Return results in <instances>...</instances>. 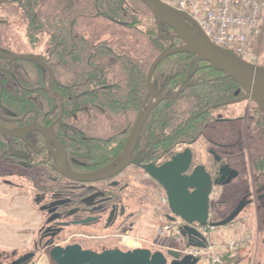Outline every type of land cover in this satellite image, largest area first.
<instances>
[{"label":"trees","instance_id":"obj_1","mask_svg":"<svg viewBox=\"0 0 264 264\" xmlns=\"http://www.w3.org/2000/svg\"><path fill=\"white\" fill-rule=\"evenodd\" d=\"M15 19L24 38H15ZM184 44L142 0H4L0 50L36 54L44 63L0 56V123L5 128L54 123L69 164H111L142 109L153 102L152 86L164 98L150 111L136 140L135 152L151 150L144 161L160 164L188 147L198 153L215 142L230 144L231 123L219 115L245 102L239 80L206 59H196L189 49L172 51L153 68L161 54ZM40 135L0 134V162L16 161L14 152L31 138L40 145L32 153L35 162L52 164L54 156ZM50 170L40 167L30 180L39 182ZM213 220L219 221L216 216ZM246 251L227 252L224 260L239 264ZM4 252L0 249V264H11Z\"/></svg>","mask_w":264,"mask_h":264},{"label":"flooded vegetation","instance_id":"obj_2","mask_svg":"<svg viewBox=\"0 0 264 264\" xmlns=\"http://www.w3.org/2000/svg\"><path fill=\"white\" fill-rule=\"evenodd\" d=\"M149 96L151 95L149 94ZM151 97L154 98V102L155 97ZM244 100L245 102L243 101L225 114L219 115L222 120L231 123V132L233 131L231 134L234 135V138L230 144L215 142L216 144L205 145L198 149V153L188 147L160 164L144 161L145 157L151 154V150L135 152L133 149L132 157L143 153L145 155H142L136 162L126 164L118 172H114L112 169L120 165L125 155L124 149L111 164H69L67 151L53 130L54 123L50 125L30 123L19 128H5L0 123L1 127L6 130H18L29 125H40L49 128L56 139L48 137L43 131L37 129L28 130L18 136L4 134L0 131V134L13 138H25L30 132L38 131L42 134L40 135L42 142H45L54 156L52 164L36 163L32 153L39 151L40 145L37 140L30 138L23 144L24 147L18 148L17 152H14L16 161L12 163L0 162V184L15 190L18 195L27 197L31 208L40 216L39 226L33 232L31 246L21 255L14 256L16 254L14 252L9 258L16 260L26 254L34 253L35 255L28 263L32 264L42 253H47L51 257V249L58 245L65 247L79 244L84 249L96 251L121 248L118 246L120 244H125L129 248L135 246L137 243L127 240L131 237L126 236V233H137V229L141 227L138 216L143 211L151 210L156 214L158 220L160 218V220L164 221L165 219L168 222H173L180 217L173 213L166 189L146 170V166L151 163L160 166L188 149L192 152V159L191 165L184 175L191 176L197 166H202L210 178V183L206 184L204 188L207 192L210 187L208 223L201 225L196 222L193 226L198 230L200 227H205L208 232H211V227H215V230H219L220 226L228 228L245 213L244 216H248L249 220L252 218V223H255L260 231H263L264 121L261 122V116L264 117V111L254 100ZM11 149L14 148L11 147ZM63 160L66 164H59V161ZM61 165H66L70 171L83 176H90L109 168L111 170L110 174L103 178L84 181L73 179L64 174L59 170ZM40 167H49L51 170L48 174L43 172V179L40 178L39 182L30 180V173L38 172ZM234 174L236 175L233 176ZM7 176L15 177V182ZM190 190L193 191L192 188ZM232 214L235 215V219L225 225H217L218 222ZM215 216L219 221L213 220ZM239 222L241 221L239 220ZM239 222L235 224L240 225ZM185 225L186 222L182 219L183 234ZM133 239L136 240V238ZM184 239L185 243L193 245L185 234ZM125 240L127 241L125 242ZM179 243L181 244V242ZM137 247L144 246L139 244ZM145 248H149V246ZM177 250L181 256H184L181 249Z\"/></svg>","mask_w":264,"mask_h":264},{"label":"water","instance_id":"obj_3","mask_svg":"<svg viewBox=\"0 0 264 264\" xmlns=\"http://www.w3.org/2000/svg\"><path fill=\"white\" fill-rule=\"evenodd\" d=\"M142 1L154 12L160 23H166L171 26L185 41L183 46L161 54L155 61L153 68L158 61L172 51L189 49L197 54L196 59H206L239 80L246 90V95L243 99L254 100L259 108L264 111V66L251 63L233 52L214 44L199 26L190 22L191 18L188 14L173 8L163 0ZM3 2L4 0H0V8ZM0 56L10 59H32L44 63L38 55L30 53L17 54L0 51ZM153 68L149 75V85ZM150 95L155 97V101L150 106L145 107L136 120L124 148L125 155L120 165L112 169L114 172L120 171L126 164L136 162L142 155H145V153H143L132 157L131 154L145 119L148 117L150 111L164 98L160 93L154 91L152 86H150ZM33 129L43 131L48 137L50 136L56 140L54 133L49 128L40 125H29L26 128L18 130H6L0 125V131L2 133L13 136H18L23 132ZM56 143L59 145L58 142ZM59 148L62 150L60 146ZM191 159L192 152L188 149L160 166L151 163L146 166V170L166 189L168 202L173 213L180 216L186 222L184 234L188 236L190 243L205 247L204 235L196 229L193 224L197 222L201 225H206L208 223V195L210 187L207 192L204 188L206 184L210 183V178L209 174L202 166H197L191 176L184 175L191 165ZM59 164H66V162L65 160L62 162L59 161ZM59 170L73 179L90 181L109 175L111 169L109 168L90 176L76 174L70 171L66 165H61ZM235 175L236 174L233 176ZM191 188L193 191L190 190ZM234 218L235 215L232 214L227 219L218 222L217 225H225ZM34 255V253L26 254L14 260L11 264H28ZM50 255L56 264L199 263L198 257L191 254L181 256V253L176 249H169L167 252H164L161 250L152 251L150 248L145 247H130L127 250L115 247L103 251H96L84 249L79 244H71L65 247L58 245L51 249Z\"/></svg>","mask_w":264,"mask_h":264},{"label":"built area","instance_id":"obj_4","mask_svg":"<svg viewBox=\"0 0 264 264\" xmlns=\"http://www.w3.org/2000/svg\"><path fill=\"white\" fill-rule=\"evenodd\" d=\"M173 8L188 14L190 22L199 26L208 38L216 45L225 48L241 58L264 65V56L255 49L262 35L264 25V0H163ZM182 219L165 224L159 232L163 237L167 234L181 242L183 255L191 254L207 264H229L224 260L227 252L237 253L252 240L251 233L243 237L229 235L216 237L215 227L211 232L200 227L206 237V246L188 245L185 243ZM226 229V227H225ZM224 229V230H225Z\"/></svg>","mask_w":264,"mask_h":264},{"label":"rangeland","instance_id":"obj_5","mask_svg":"<svg viewBox=\"0 0 264 264\" xmlns=\"http://www.w3.org/2000/svg\"><path fill=\"white\" fill-rule=\"evenodd\" d=\"M14 25V34L15 38H24V30L22 26L15 19L13 21ZM18 52H26L25 47H15ZM255 49L264 56V25L262 30V35L260 40L255 45ZM10 180L15 182V177L7 176ZM7 186L0 184V249L6 251L3 255L9 256L13 255L14 252L17 255H21L27 249L22 248V243L26 237L25 234L16 232L17 230H22L27 227L28 223L25 217H27L26 211L20 206V203L17 200L8 199V194L6 193ZM19 205V208L17 207ZM10 210H15V213L10 212ZM159 210V209H158ZM243 213L239 218H237L234 223L230 224L228 228L219 227V230L216 231V237H224V232L227 231L229 235H234L236 237H243L246 231L252 233V240L246 244V259L242 260L239 264H264V230L260 231L255 223H252V218L244 216ZM138 220L141 224L140 229H137V233H126L127 240L136 242L137 244L132 247H137L139 244L144 247L152 249V251L161 250L167 252L169 249H182L183 247L173 236L169 234L166 236L160 237L158 234L160 229L168 223L164 219L158 220L156 214L153 211H143L139 216ZM239 220L241 222H239ZM239 222L240 225L235 223ZM223 228V229H222ZM225 229V230H224ZM130 234V235H129ZM136 238L134 240L133 238ZM125 240V242L127 241ZM123 249L129 248L125 244L118 245ZM5 257V256H2ZM10 259V258H9ZM11 263L14 262L13 259H10ZM9 262V261H6ZM5 264V263H4ZM198 264H207V262H199Z\"/></svg>","mask_w":264,"mask_h":264},{"label":"crops","instance_id":"obj_6","mask_svg":"<svg viewBox=\"0 0 264 264\" xmlns=\"http://www.w3.org/2000/svg\"><path fill=\"white\" fill-rule=\"evenodd\" d=\"M6 193L8 194V199L17 200L20 203V206L26 211L27 213V227L22 230H17L18 233L25 234V240L22 243L23 249H28L31 246L33 240V232L38 228L40 223V216L31 208L30 203L28 202V198L22 195H18L15 190H12L9 187H5ZM19 208V205L17 204ZM10 212L15 213V210H10ZM1 233V227H0ZM32 264H54L53 260L47 253H42Z\"/></svg>","mask_w":264,"mask_h":264}]
</instances>
